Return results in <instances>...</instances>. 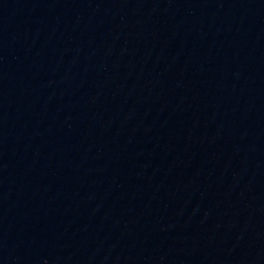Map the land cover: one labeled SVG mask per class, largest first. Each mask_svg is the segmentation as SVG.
I'll list each match as a JSON object with an SVG mask.
<instances>
[{
	"label": "water",
	"instance_id": "95a60500",
	"mask_svg": "<svg viewBox=\"0 0 264 264\" xmlns=\"http://www.w3.org/2000/svg\"><path fill=\"white\" fill-rule=\"evenodd\" d=\"M0 264H264V0H0Z\"/></svg>",
	"mask_w": 264,
	"mask_h": 264
}]
</instances>
